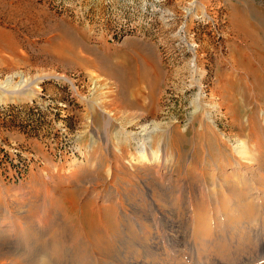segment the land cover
Wrapping results in <instances>:
<instances>
[{
  "label": "rangeland",
  "instance_id": "obj_1",
  "mask_svg": "<svg viewBox=\"0 0 264 264\" xmlns=\"http://www.w3.org/2000/svg\"><path fill=\"white\" fill-rule=\"evenodd\" d=\"M85 57L105 63L104 72L84 64ZM19 72L41 80L30 99L0 103V189L8 190L7 202L19 199L34 215L50 203L57 225L65 207L49 184L40 186L53 174L71 179L62 186L94 210L107 207L100 198L128 181L142 211L122 201L125 209L109 216L98 209L83 223L79 209H67L74 230L88 232L90 222L107 231L106 250L87 234L91 245L71 249L45 232L32 242L11 237L6 230L17 214L1 206L0 196L9 248L54 264H264V200L256 198L241 216L234 205L224 213L210 200L203 213L193 201L200 179L214 171L209 125L223 139L242 132L250 144L241 121L264 117V0H0V80L16 81ZM102 113L110 114L111 127L98 118ZM153 122V137L166 135L159 142L173 149L165 161L171 179H159L166 209L151 194L153 179L130 169L141 128ZM119 149L123 162L131 161L116 159L122 168L114 170Z\"/></svg>",
  "mask_w": 264,
  "mask_h": 264
},
{
  "label": "bare ground",
  "instance_id": "obj_2",
  "mask_svg": "<svg viewBox=\"0 0 264 264\" xmlns=\"http://www.w3.org/2000/svg\"><path fill=\"white\" fill-rule=\"evenodd\" d=\"M86 63L87 64L89 63L95 69H98L100 71L104 70V68L107 67L105 63L101 62L100 60H95V58L94 60L86 58L84 64ZM81 65L83 66V64ZM86 65L84 66L86 67ZM15 75L18 76V80L16 81L13 80L11 75L6 77L4 80H0V103L6 101H12L16 99H30L33 96V94L36 92L35 87L37 86L39 80H41L40 76L25 77L22 72L16 73ZM55 77L65 78L64 76H55ZM95 81L97 82V80ZM262 116H264V105H262ZM98 118H100V120L103 123H107V125H109L110 127L113 125V120L110 117V114L102 113L100 114V116H98ZM244 120L246 122V125L245 123H243V121H241L240 125L242 127L246 126L247 133L245 134H247L246 137H248V139L250 140V144L246 142V138L242 132L235 133L233 135H226L225 136L226 138L223 139L222 137L221 138L219 137V134L216 132L215 128H211L212 127L211 125H209L210 127L207 128V130L205 131L206 134L204 135L210 137L208 138V143H207V147H208L207 153L211 155L210 161L213 165L214 171H212L213 173H209L208 178L200 177L201 178L200 186L199 189L197 190V192L198 191L199 192L197 193L196 196L192 194V197L193 196L195 197L193 201L196 203L197 208L200 207L203 213H205V206L208 205L206 204L205 200L207 201L210 200L211 203L214 204V206H217L218 210H222V212L224 213L227 212L229 206L234 205V208H232L231 211L233 214L238 216L242 215V210L244 208L249 206L252 207L253 204L256 202V198H259L257 199V202L264 200V177H263L264 176V146L261 141V134H260V131L263 134V129H261V125L259 126L257 122V120H259V122L260 121L264 122V117L262 119H259L258 115L256 114H254V116L252 114H248L246 115V117H244ZM209 122L211 121L209 120ZM158 129L159 128L154 122L152 123V126H143L141 128V131L139 133L141 137L138 141L139 143L137 150L138 153L135 158H132L133 160H135L134 162H136V165H133V167H131L130 169L133 170L132 174L141 173V175L143 176L142 178L153 179V183L150 186L152 190L151 194H153V197L158 202V205H160L161 208L166 209L169 206V202H167L166 199L167 197L166 190H164L161 184L162 182L160 183L159 179L160 178H163L164 180L171 179V176L167 175L165 171V165H166L165 161L167 159L166 157L168 155V152L172 151L173 149H168L167 147L168 143L165 144L159 142L166 135L162 134L160 138L159 137L154 138L155 136L153 134ZM207 131H209V133H207ZM213 134H215V137ZM96 135L100 139L99 133H97ZM103 138H106V135L103 134ZM224 141H227L228 143L225 144ZM119 151H120L119 155L114 156L115 160L113 161L112 164L114 170H121L122 168L121 164L120 165L117 164V160L118 159L120 160L121 156L123 155V150L119 149ZM130 161H131L130 159H126L125 162L129 163ZM223 161H225V164H223ZM125 162H123L122 160V163ZM170 163L172 165V162ZM195 163H197V161H195ZM204 164H206V162H204L203 165ZM259 171L260 173L257 174V172ZM46 178L47 181H43V183L40 184V186L44 184H49L52 187L53 192L51 194L52 195L51 197L61 199L60 201L65 207L66 216L62 214L61 216L62 219H60V222L57 223V225L56 224L54 225V217L52 215V209L50 206H48L50 203L48 204L46 202L48 204L46 205L45 203L39 202L41 204V205L39 204L40 208H42L44 213L40 215L39 214L34 215V212H32L30 214L27 211L22 210L25 209L24 207L26 205L24 206L23 204H21L19 199L15 198L14 202H7L8 190L1 187L0 196L4 199L3 202H1V206L4 207L5 210H8L10 213H12V211L10 210L12 209L13 212H15L18 215V216L11 215L12 218L9 219V221H12L13 223L8 226V229L6 231L11 237L21 236L22 234L24 235V237L29 238L32 242L35 241L37 236L38 237L43 236V232H45L46 234L49 233L50 237L51 236L53 237L55 236L56 238L58 237V239H60L63 242L62 244L65 245L67 248L73 249L74 247L79 246L80 247L79 249L81 248L83 249L86 246L87 241L88 244H90L89 238H87V241H85L87 234L88 237H92V238L94 237V239L97 238L98 240L97 244H94L96 245V249L100 251H104L106 250V248L104 249V247H106L105 246L106 244L102 243V239H104L105 236L107 238V231L104 228L103 230H101V228L100 229L98 228L97 230V225H94V223L92 224L90 222H89V226L91 227H89L88 229L89 233L88 232L82 233L81 229H79L78 231L74 230L72 228L74 224L73 225L67 224L69 222L68 219L69 210L67 211V209H71L72 207L73 209L75 208L76 211L79 209L81 212L80 219H82V222L83 220L89 221L88 218H90V215L94 214L95 213L94 211L97 212L98 209L99 210L103 209V215H108V216L110 214L113 215L118 210L125 209V207L122 205L123 202L127 206H129L128 208L131 210L133 208L134 209L139 208L140 211H142V208L140 207L141 205L138 202H135L136 200L133 198V196L130 195V192H128L129 190H127L128 187L126 184L128 183V181L126 184L122 182L125 186H123L121 183L119 189L116 190L115 194L113 193L108 194L107 197L103 195V197L100 198L102 200V203L106 204L107 207L98 208L97 210H94L92 208L88 209L87 205L81 203L79 204L78 199L73 196L74 192H71L70 188H64L62 186V184L65 183L67 184L66 181L68 180H66V178L65 179L63 177L59 178V176H55L53 174L47 175ZM68 182L72 183L71 179H69ZM29 186L31 188L33 186L34 190L37 191L38 186L35 185L33 182H31ZM59 189L60 191L57 192ZM54 193L55 196H53ZM83 207H85L87 216ZM53 209H55V207ZM17 218H21V220H23L22 225H24V227H27L25 228L26 231H23L24 227L22 225L16 224ZM204 219L205 220L207 219V215ZM35 222H40L44 224L45 227L42 228L38 227L35 224ZM3 231L4 230H0V240L4 241V244L0 242V264H54L44 256L38 258L39 257L38 255L31 256L29 255V253L27 254L24 252L12 250L11 248H9L8 245V243L12 241L8 240L7 236ZM243 234L244 233L240 232V234L238 235L243 239L244 238ZM63 247L61 249H63ZM64 252L66 254L68 252V249L67 250L65 249Z\"/></svg>",
  "mask_w": 264,
  "mask_h": 264
}]
</instances>
